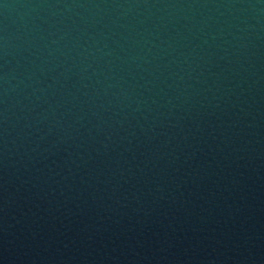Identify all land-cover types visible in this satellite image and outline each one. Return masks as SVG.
<instances>
[{
    "label": "water",
    "instance_id": "1",
    "mask_svg": "<svg viewBox=\"0 0 264 264\" xmlns=\"http://www.w3.org/2000/svg\"><path fill=\"white\" fill-rule=\"evenodd\" d=\"M0 264H264V0H0Z\"/></svg>",
    "mask_w": 264,
    "mask_h": 264
}]
</instances>
